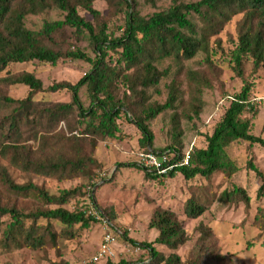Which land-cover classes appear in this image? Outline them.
Returning a JSON list of instances; mask_svg holds the SVG:
<instances>
[{"label":"trees","instance_id":"1","mask_svg":"<svg viewBox=\"0 0 264 264\" xmlns=\"http://www.w3.org/2000/svg\"><path fill=\"white\" fill-rule=\"evenodd\" d=\"M95 1L0 0V73L11 64L31 61L55 64L66 60L84 70L75 83L63 80L48 87L50 91L65 89L69 100L38 105L35 113L39 121L30 117L29 109L32 103H39L35 95L44 90L41 80L24 70H7L0 76V108L6 109L0 111V222L7 218L0 235L1 250L56 248L61 239L76 236V226L87 227L95 221L86 213L88 209L69 210L65 204L86 193L94 202L97 184L89 182L102 169L95 151L99 141L118 137L122 117L140 133L136 151L180 157L186 150L184 134L204 124L209 107H222L220 119L206 136V145H191L187 165L157 173L130 164L143 171L146 179L176 173L185 179L199 175L209 180L215 174L229 178L239 169L227 151L230 143L259 142L264 146V139L250 133L251 119L246 113L252 82L246 79L245 69L251 62L255 73L264 64V0H169L159 5L156 0H103L106 14L94 7ZM80 10L92 20L80 15ZM51 12L55 18L48 19ZM35 18H41L39 25ZM114 18L119 20L117 35L111 31ZM234 19L235 34L229 37L225 62L243 85L236 94L217 96L222 81L215 54L224 52L219 35ZM16 84L27 87L26 96L7 95L5 90ZM58 114L69 115L71 125L51 126L60 121ZM42 118H47L45 123L52 128L37 132L33 144L14 139L24 125L41 123ZM158 133H162V141ZM8 166L58 181L81 179L89 183L90 190L83 192L79 185L58 195L49 194L31 181L16 183ZM30 191L47 206L24 209L16 198H10ZM231 191L236 198L241 194L248 209L246 193L237 186ZM209 204L207 197L191 196L185 213L196 218ZM252 225L264 232V207L256 208ZM147 228L157 232L151 242L126 236L124 240L146 250L149 264H245L222 253L208 225L200 226L190 256L182 259L177 249L187 241V233L168 208L155 207ZM154 244L168 252L158 251ZM59 264L68 263L61 260Z\"/></svg>","mask_w":264,"mask_h":264},{"label":"rangeland","instance_id":"2","mask_svg":"<svg viewBox=\"0 0 264 264\" xmlns=\"http://www.w3.org/2000/svg\"><path fill=\"white\" fill-rule=\"evenodd\" d=\"M157 5L163 1L156 0ZM94 7L100 13H107V5L103 0H96ZM87 20L92 17L86 11H79ZM48 19L55 18V13L47 15ZM36 25L41 23V18H35ZM111 31L116 33L115 26L119 24L117 18L112 19ZM235 19L231 21L219 37L224 52L217 51L216 58L221 69L220 80L222 86L216 92L233 95L240 91L243 81L237 77L227 66L225 52L231 46L229 37H234ZM228 32V33H227ZM116 56V54H112ZM246 79L252 82V90L249 96L250 108L246 113L251 119L250 133L264 139V64L255 73L251 71V62L245 64ZM18 72L24 70L32 72L41 80L43 91L35 95L39 103L30 105V117H36L35 109L48 106L57 102H67L69 92L65 89L50 91L48 87L56 82L68 80L75 83L84 70L76 67V63L66 60H59L55 64L31 61L26 63H14L9 65L5 71ZM7 95L13 98L26 96L27 87L22 84L10 86L5 90ZM41 100H46L45 102ZM51 101V103H50ZM212 104V98L208 100ZM209 107L208 116L202 126L196 131H187L183 136L184 149H188L194 143L196 147L206 145V136L211 133L214 124L220 119L222 107ZM211 110V111H210ZM1 112L6 111L0 108ZM60 118L54 127L71 125L69 115ZM54 119V122L57 119ZM42 118L41 123L33 124L28 122L21 129L19 135L14 139L33 144L37 132L51 130ZM120 131L118 137L99 141L95 156L102 163V169L98 172L96 179L89 183L96 182L97 188L94 191V202L86 193L85 196L76 197L69 200L65 207L69 210H87L93 207L106 214L112 224V231L116 238V243L112 249V256L102 258L97 262L91 260L97 251L103 229L95 220L90 221L87 227L77 228L76 236L72 239H61L56 248H46L43 250H31L28 248L5 251L0 249V264H59L61 260L68 264H149L146 250L132 247L126 243L124 236L138 242H151L157 235L156 230L147 228L152 210L161 206L176 213L183 222V227L187 233V241L177 249V253L182 259H186L191 254L192 244L199 235L201 225H208L213 230L218 239L221 251L233 258L242 259L245 264H264V232L252 225L253 216L257 207H264V146L259 142L249 143L247 141H236L229 144L227 151L233 158L238 170L231 177L227 178L220 174L213 175L209 180H204L197 175L191 179H185L181 174L176 173L173 177H159L156 179H146L143 171L138 167L130 165L134 163V152L138 150L139 131L135 126L123 117L119 120ZM40 124V125H39ZM157 128V125H155ZM158 129V128H157ZM158 132V131H157ZM160 141L163 139L162 133H158ZM3 136L0 135V141ZM186 147V148H185ZM251 163L252 166L248 165ZM8 169L18 184L31 181L36 186L42 187L49 194L58 195L62 190L74 186L82 185V191L90 190L89 183L81 179H70L58 181L38 175H26L11 166ZM235 186L240 187L249 197V207L245 209L244 202L231 191ZM261 187L260 191L258 189ZM228 194V198H226ZM206 198L210 204L205 211L196 218H191L185 213L186 200L191 197ZM16 198L18 205L24 209L46 207L34 191L26 196H10ZM7 222L3 218L0 222V235L2 228ZM158 251L167 253L168 251L160 245L154 244Z\"/></svg>","mask_w":264,"mask_h":264},{"label":"built area","instance_id":"3","mask_svg":"<svg viewBox=\"0 0 264 264\" xmlns=\"http://www.w3.org/2000/svg\"><path fill=\"white\" fill-rule=\"evenodd\" d=\"M191 147L184 151L182 156L178 157L174 153L156 154L153 152L135 151L134 162L137 165L145 167L146 169L154 170L157 173H166L167 170L173 169L179 165H187L189 162ZM91 215L102 227L103 233L97 248V251L92 256L91 260L94 262L102 258H109L112 256V249L116 243V238L111 229L112 225L109 220L99 210L89 207L87 212Z\"/></svg>","mask_w":264,"mask_h":264}]
</instances>
